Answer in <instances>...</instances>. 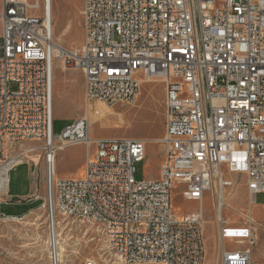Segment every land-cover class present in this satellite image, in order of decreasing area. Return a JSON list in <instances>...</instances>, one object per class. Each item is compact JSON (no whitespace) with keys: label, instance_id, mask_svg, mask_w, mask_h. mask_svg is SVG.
<instances>
[{"label":"built area","instance_id":"1","mask_svg":"<svg viewBox=\"0 0 264 264\" xmlns=\"http://www.w3.org/2000/svg\"><path fill=\"white\" fill-rule=\"evenodd\" d=\"M81 17L80 44L55 49L49 0H1L0 175L7 180L0 220L22 217L1 204L10 171L28 160L35 167L28 153L38 149L50 223L61 215L94 228L121 264H203L205 193L219 207L233 183L228 174L245 177L250 203L264 192V0H83ZM57 59L81 71L85 100L109 107L134 104L144 81L162 80L157 178L133 176L149 139H92L85 117L53 132ZM75 145L87 149L83 176L55 178L56 151ZM174 188L198 208L176 215ZM214 220L217 264H260L252 247L264 222L250 212L240 223L220 213Z\"/></svg>","mask_w":264,"mask_h":264},{"label":"rangeland","instance_id":"2","mask_svg":"<svg viewBox=\"0 0 264 264\" xmlns=\"http://www.w3.org/2000/svg\"><path fill=\"white\" fill-rule=\"evenodd\" d=\"M32 2L33 0H28ZM83 0H52V16L56 20V33H65L60 44L66 48L76 47L83 38L81 8ZM1 10V0H0ZM66 29V30H65ZM1 31V20H0ZM15 83L9 84L15 90ZM164 83L157 78L144 81L140 85L134 104H117L109 107L96 100L84 98L83 75L79 69H63L57 59L53 65V132L59 133L70 120L84 117L85 105L90 106V137L131 136L151 141L146 145L145 158L134 163V178L150 179L159 175V165L163 159V146L157 141L164 132ZM103 113V123L99 121ZM35 143L25 142L22 147H33ZM89 151L92 153L93 145ZM36 163L30 165V176L25 165H18L9 173V191L23 192L32 189L39 199L30 206L3 202L1 211L6 214L22 215L20 219L0 220V264H50L48 243L49 209L43 203L46 196L43 153L36 149L28 153ZM87 149L84 145L69 146L56 151L54 160L55 178H81ZM232 185L225 189V200L230 206H223L222 215L231 223H240L251 210L255 220L264 222V192L256 193L252 203L246 189L245 177L228 174ZM9 197H5L8 201ZM197 201L184 200L178 188L172 189L171 207L177 215L194 211ZM28 209H32L27 213ZM204 222L202 239L204 245L203 264H217V232L215 206L209 193L202 200ZM239 212V213H238ZM243 216H242V214ZM27 213V214H26ZM241 214V215H240ZM59 221L61 242L66 250L63 264H121L104 251L101 235L92 227L72 222L61 215ZM63 235V236H62ZM228 248L238 245L226 241ZM253 258L264 264V232L257 231V240L252 247Z\"/></svg>","mask_w":264,"mask_h":264},{"label":"bare ground","instance_id":"3","mask_svg":"<svg viewBox=\"0 0 264 264\" xmlns=\"http://www.w3.org/2000/svg\"><path fill=\"white\" fill-rule=\"evenodd\" d=\"M49 19H50V30H51V36H52V39H53V43H54V48L55 49H58V46H61L60 42L62 39H63V36L65 33H56V20L53 19V16H52V0H49ZM66 30V29H65ZM146 81H149V80H146ZM90 106L89 104H86L85 105V109H84V117L85 118H90ZM101 117H99V121L101 123H103V113H100ZM89 121V119H88ZM90 124V123H89ZM6 177L3 176L2 174L0 175V189L4 190L5 189V186H6ZM252 200H253V197L251 196L250 197V201L252 203ZM250 203V202H249ZM223 206H230V204L225 200V195L223 194L222 195V202H221V205L218 207L217 205H215V211H216V214L220 213L222 214V209H223ZM248 211L252 214L251 210L248 209ZM239 213V212H238ZM242 214V212H241ZM240 214V215H241ZM177 215V213H176ZM243 216V214H242ZM248 216V215H246ZM244 216V217H246ZM13 219H18V218H13ZM49 221H50V216H49ZM59 224V221L53 216V219H52V222L49 223V232H48V243L50 246V250H51V245H52V242L54 243V254H55V257H56V263L55 264H63L64 262V257H65V254H66V250L63 246V243L61 242L62 238H61V233L60 232V225L57 226ZM51 225H52V228H51ZM63 236V235H62ZM66 244V243H65ZM52 252V250H51ZM50 253V251H49ZM50 264H53L52 260L50 259Z\"/></svg>","mask_w":264,"mask_h":264},{"label":"crops","instance_id":"4","mask_svg":"<svg viewBox=\"0 0 264 264\" xmlns=\"http://www.w3.org/2000/svg\"><path fill=\"white\" fill-rule=\"evenodd\" d=\"M101 137H104V136H93L91 138L92 139H97V138H101ZM22 165L26 166V168H27V170L29 172V176H30V170H31L30 165H27L26 163H23ZM6 192H7V197H9L11 200L10 201H5V202H13V203H16V204H20V206H24V205L30 206L35 200L39 199V197L36 196L35 193L32 192V189H30V190L27 189V190H25L23 192H13V193H11L9 191V186L7 184ZM31 210L32 209H28L27 213H29ZM22 215H24V214H22Z\"/></svg>","mask_w":264,"mask_h":264},{"label":"trees","instance_id":"5","mask_svg":"<svg viewBox=\"0 0 264 264\" xmlns=\"http://www.w3.org/2000/svg\"><path fill=\"white\" fill-rule=\"evenodd\" d=\"M11 215H13V214H11ZM22 215V214H21Z\"/></svg>","mask_w":264,"mask_h":264}]
</instances>
